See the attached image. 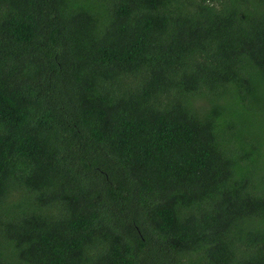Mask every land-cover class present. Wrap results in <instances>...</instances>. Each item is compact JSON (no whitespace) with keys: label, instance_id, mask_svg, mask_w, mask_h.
I'll list each match as a JSON object with an SVG mask.
<instances>
[{"label":"trees","instance_id":"1","mask_svg":"<svg viewBox=\"0 0 264 264\" xmlns=\"http://www.w3.org/2000/svg\"><path fill=\"white\" fill-rule=\"evenodd\" d=\"M0 264H264V0H0Z\"/></svg>","mask_w":264,"mask_h":264}]
</instances>
